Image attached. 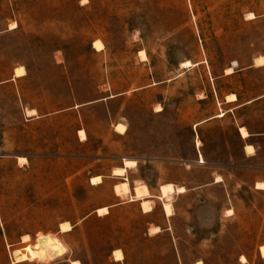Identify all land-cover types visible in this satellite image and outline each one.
<instances>
[{"label":"rangeland","instance_id":"374dc122","mask_svg":"<svg viewBox=\"0 0 264 264\" xmlns=\"http://www.w3.org/2000/svg\"><path fill=\"white\" fill-rule=\"evenodd\" d=\"M256 57L264 58V0H0V264H191L251 250L253 174L230 165L242 158L236 123L264 132ZM17 67L26 76L14 80ZM229 94L239 98L230 109L255 102L201 125L195 141L192 125L218 114L216 100ZM124 160L136 167L116 179ZM213 169L226 179L236 216L222 218L225 194L214 188L175 194L166 217L153 198L159 187L190 190ZM97 176L102 183L91 186ZM122 182L130 192L148 188L151 213L116 196ZM101 208L108 214L98 216ZM62 223L71 231L61 233ZM38 234L55 236L66 255L42 256L33 248ZM208 243L216 250L206 251ZM116 250L123 261H114Z\"/></svg>","mask_w":264,"mask_h":264},{"label":"crops","instance_id":"0c3cea01","mask_svg":"<svg viewBox=\"0 0 264 264\" xmlns=\"http://www.w3.org/2000/svg\"><path fill=\"white\" fill-rule=\"evenodd\" d=\"M257 68H260V67H257ZM14 70H13V79L14 80L21 79V78L26 76V73H25V75L22 77H15ZM234 95L236 96L237 99L235 102H232V103H227L225 101L226 96H224L223 100H221V101L216 100L217 107H218V110H217L218 114L220 112H223L224 113L223 117L217 118L216 116L218 114H215V115L211 116L210 118H208L204 121H200V122H197V123L192 125L193 130H195V132H196L195 141L199 140L201 143V140H200L201 139V132H199L200 130L198 129V128H200L201 125L205 124V126L209 128V127L213 126L214 124H217L220 120L224 119V117L226 116L227 113H229L231 111L233 112V110L243 108V107L255 102V101H253V102L242 103V104L234 106L232 109H230V107H231L230 105H235L239 101L238 96L236 94H234ZM27 111H35V110L34 109H28L25 111V115H26ZM35 116H36V111H35V114L33 116H27L26 115V117H28L29 119L30 118L33 119ZM240 128H244L247 131L249 136L246 138L241 137ZM197 130H198V132H197ZM235 135H236L237 140L241 143L242 158L238 164H231L230 169L233 171H241V172H247V173L253 174L251 184L248 187L249 190H251L255 194L254 201H253L254 202L253 208L255 209V219L257 221V226H255V229H254L255 230V233H254L255 237H254L253 247L251 250H244V249L239 248L237 250V254L230 256L227 260L217 261L216 259L211 260V259H204V258L200 257V258H197L195 261H193L191 264H198V263H200V264H264V257H262V255H261V247L264 246V189H260L257 187V184H263L264 185V157H263V154H264V132L263 133L262 132L251 133L249 128L245 124L236 123ZM78 138H79V136H78ZM79 141L85 142L86 139L84 141H81L79 138ZM195 141H194V145H195ZM200 147H202V144L200 145ZM200 147L197 148L195 145V148L197 151L200 150ZM247 147L253 148V153L251 155L246 152ZM200 155L201 154H199V156ZM195 163L199 164V162H197V161ZM128 171L126 172V174L128 173ZM212 171L213 172L209 175V179H208V182L206 184L198 186L196 188H192L190 190H186L183 187L186 190V192L184 194H186L189 191L190 192H196L199 190H203V191H200L203 193V192H207L208 190H211L214 188H219L220 190H223V193L225 194V196L223 199L224 202L222 205L223 210H222L221 216L224 220L231 221L232 218H234L236 216L235 210L232 206L233 196H231V194L227 188V185L225 183L226 179H225L224 175H222L221 173H218L215 169H213ZM217 177L219 179H221V180H219V182H216ZM115 178L116 179H123V178H117V177H115ZM240 184L245 185V183H242V182ZM160 187H159V192H158L159 195L153 196V198H155L157 200H159V197H160ZM174 187L177 188V187H182V186L174 185ZM239 188H242V186L241 187L239 186ZM133 189H132V192H129L130 193L129 196H133ZM148 192H149V190H148ZM258 198H261L263 200L262 204H260V205L257 203ZM128 201H129V199H128ZM159 201L162 204V200H159ZM134 202H138V200L134 201ZM238 202L245 205V201L240 200V198L238 199ZM229 211L231 212V215H227V212H229ZM147 214H149V213H147ZM168 218H170V217H168ZM154 228H158V227H154ZM158 229H159V231L157 233H154V234L162 233V229H160V228H158ZM165 231H167V230H164V232ZM211 235L214 236L213 233ZM174 246H175L176 252L179 253L181 251V246L179 244H176V243ZM216 246L217 245H214L212 243H208L205 245V248H206V251L210 252V251L216 250V248H217ZM242 258L245 260L244 262H242ZM179 263L182 264V261L180 260Z\"/></svg>","mask_w":264,"mask_h":264},{"label":"bare ground","instance_id":"6f19581e","mask_svg":"<svg viewBox=\"0 0 264 264\" xmlns=\"http://www.w3.org/2000/svg\"><path fill=\"white\" fill-rule=\"evenodd\" d=\"M246 18L248 20L254 19V15L252 13H249L246 15ZM93 48L96 51H101L104 47L99 41H94L92 44ZM59 54V53H57ZM58 57V56H55ZM56 59V58H55ZM60 59V57H59ZM145 59V58H144ZM60 61V60H59ZM191 64L187 61L185 63L181 64L182 68L189 67ZM264 66V58L263 57H256L254 59V67H263ZM226 75H231L233 74V69L228 68L225 70ZM14 75L15 77H22L25 75V70L23 67H17L14 70ZM236 96L234 94H229L225 97V101L227 103H232L236 101ZM156 112H161V107L157 106L156 107ZM35 114V111H27L26 115L27 116H33ZM224 113L220 112L216 117L221 118L223 117ZM116 133L119 135H124L126 133V127L122 124H116L114 127ZM79 138L81 141H84L86 139L84 131H79L78 132ZM240 135L243 138L248 137V133L244 128H240ZM197 146H199V142H196ZM246 152L249 153L250 155L253 153V148L252 147H247ZM201 162L202 158L200 157ZM18 162L20 165H24L25 159L24 158H18ZM136 167V163L134 161H128L124 160V164L122 168H115L112 171V176L117 177V178H123L125 177V173L127 170H132L133 168ZM219 178H217L216 182H219ZM215 182V183H216ZM102 183L101 177H92L90 179V185L92 186H97ZM258 188L264 189L263 184H258ZM114 193L116 194L117 197H128L129 202H134L137 201L139 202L141 211L144 214L151 213L153 210L152 207V201L149 199L151 196L149 195L148 189L146 186H136L133 190V196H129V185L127 182H122L120 184H117L114 186ZM186 190L183 187H174L172 184H167L164 186L160 187V197L159 200H162V208L163 212L166 217H171L173 215V209H172V196L173 195H181L184 194ZM98 216H105L108 214L107 208H101L96 211ZM228 215H231V212H227ZM71 226L68 223H62L60 224V232L61 233H67L71 231ZM159 231L158 228L154 229V232L157 233ZM23 243H28L29 242V237L24 236L22 238ZM33 248L41 252L42 256L44 255L49 261H52L54 259L61 258L66 255L67 249L66 247L55 237L51 235H41L38 234L35 243L33 245ZM113 258L114 261L116 262H121L123 261V256L119 250L114 251L113 253ZM33 259H29V261H32ZM242 261L244 262L245 260L242 258ZM78 263V262H77ZM76 262H73V264H77ZM200 264V263H198Z\"/></svg>","mask_w":264,"mask_h":264},{"label":"built area","instance_id":"2783aa9c","mask_svg":"<svg viewBox=\"0 0 264 264\" xmlns=\"http://www.w3.org/2000/svg\"><path fill=\"white\" fill-rule=\"evenodd\" d=\"M200 162V161H199Z\"/></svg>","mask_w":264,"mask_h":264}]
</instances>
